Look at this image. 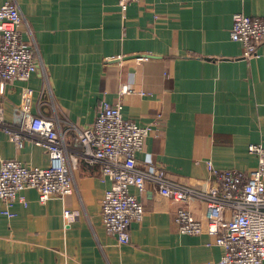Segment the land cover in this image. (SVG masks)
Wrapping results in <instances>:
<instances>
[{
    "label": "crops",
    "instance_id": "1",
    "mask_svg": "<svg viewBox=\"0 0 264 264\" xmlns=\"http://www.w3.org/2000/svg\"><path fill=\"white\" fill-rule=\"evenodd\" d=\"M9 1L31 27L43 66L28 82L5 84L0 105L7 123L20 124L22 92L31 88L32 111L57 118L66 143L79 148L74 126H90L101 101L120 99L123 117L149 129L140 165L150 154L171 179L197 189L207 187L206 161L241 172L257 166L248 147L264 146V41L259 57L247 62L230 32L237 13L264 19V0H139L125 12L118 0L0 5ZM122 85L132 91L120 95ZM0 160L50 164L46 150L28 139L18 148L4 132ZM74 176L77 191L63 200L42 203L36 190H25L26 205L16 201L12 217L0 199V264H214L222 258L214 236L177 231L176 204L148 182L143 193L130 189L145 215L132 223L131 242L119 243L100 217L111 188L100 164L80 160ZM190 207L202 216V204ZM65 209L79 217L65 219Z\"/></svg>",
    "mask_w": 264,
    "mask_h": 264
},
{
    "label": "built area",
    "instance_id": "2",
    "mask_svg": "<svg viewBox=\"0 0 264 264\" xmlns=\"http://www.w3.org/2000/svg\"><path fill=\"white\" fill-rule=\"evenodd\" d=\"M139 0H118L125 12ZM244 1V0H242ZM231 40L243 49V58L250 62L259 57L258 48L264 41V19L237 13L233 17ZM149 56H136L138 62ZM109 59V60H113ZM122 58L119 57V60ZM40 52L34 33L14 1L0 5V96L5 84L28 82L37 72ZM132 90L122 85L120 95ZM23 108L18 125L6 122L0 105V132L10 136L18 148L28 139L46 150L48 167H27L18 161L0 160V199L6 214L14 216L11 208L16 201L26 205L23 192L34 189L42 203L50 198L64 199L77 191L74 172L84 160L101 166L103 180L111 188L101 201L100 217L108 235L121 244L131 242V225L141 222L144 206L131 188L145 191L146 183L177 208L173 220L182 235L209 234L223 249L222 258L214 264H263L264 262V146L251 144L250 153L257 157V166L246 172L221 170L206 161L209 171L207 187L193 188L171 179L164 166L147 154L144 164L137 162L143 151L149 129L123 117L121 100L101 101L95 121L80 129L74 126L80 147L69 146L57 118L33 112L34 90L24 88ZM204 206L197 217L190 207ZM65 219L79 217L78 212L64 210Z\"/></svg>",
    "mask_w": 264,
    "mask_h": 264
}]
</instances>
